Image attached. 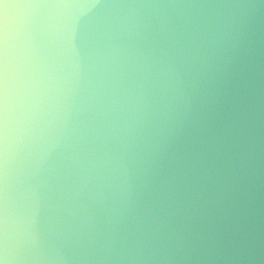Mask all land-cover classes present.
Here are the masks:
<instances>
[{
    "label": "clouds",
    "instance_id": "1",
    "mask_svg": "<svg viewBox=\"0 0 264 264\" xmlns=\"http://www.w3.org/2000/svg\"><path fill=\"white\" fill-rule=\"evenodd\" d=\"M0 264H264V0H0Z\"/></svg>",
    "mask_w": 264,
    "mask_h": 264
}]
</instances>
